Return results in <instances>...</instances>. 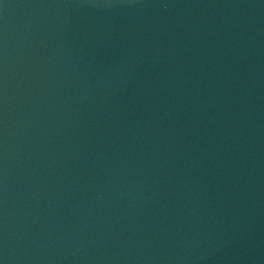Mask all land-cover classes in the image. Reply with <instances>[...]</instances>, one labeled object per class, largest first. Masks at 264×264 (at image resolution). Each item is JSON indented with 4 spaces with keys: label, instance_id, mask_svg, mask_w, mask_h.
Wrapping results in <instances>:
<instances>
[{
    "label": "water",
    "instance_id": "1",
    "mask_svg": "<svg viewBox=\"0 0 264 264\" xmlns=\"http://www.w3.org/2000/svg\"><path fill=\"white\" fill-rule=\"evenodd\" d=\"M0 264H264V0H0Z\"/></svg>",
    "mask_w": 264,
    "mask_h": 264
}]
</instances>
